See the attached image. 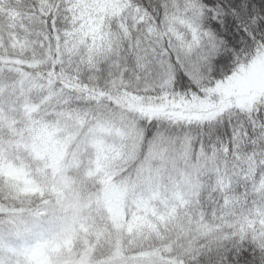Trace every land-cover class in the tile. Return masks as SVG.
<instances>
[{
	"label": "snow or ice",
	"instance_id": "1",
	"mask_svg": "<svg viewBox=\"0 0 264 264\" xmlns=\"http://www.w3.org/2000/svg\"><path fill=\"white\" fill-rule=\"evenodd\" d=\"M0 264H264V0H0Z\"/></svg>",
	"mask_w": 264,
	"mask_h": 264
}]
</instances>
